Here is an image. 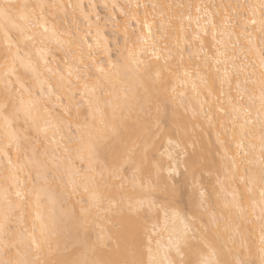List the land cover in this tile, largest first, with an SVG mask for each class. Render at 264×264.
Returning <instances> with one entry per match:
<instances>
[{"label":"snow or ice","instance_id":"obj_1","mask_svg":"<svg viewBox=\"0 0 264 264\" xmlns=\"http://www.w3.org/2000/svg\"><path fill=\"white\" fill-rule=\"evenodd\" d=\"M67 7L0 0V264H264V0L113 4L115 48Z\"/></svg>","mask_w":264,"mask_h":264},{"label":"bare ground","instance_id":"obj_2","mask_svg":"<svg viewBox=\"0 0 264 264\" xmlns=\"http://www.w3.org/2000/svg\"><path fill=\"white\" fill-rule=\"evenodd\" d=\"M17 2H24V0H17ZM28 2L34 3L35 0H28ZM48 2L49 3L62 4L65 6L66 12L65 11L57 12L56 10H52L54 12V14L59 16L63 29H67V28L71 27L72 30L75 31L74 21H77L80 24V29H81L82 33L88 31L87 24L83 21L80 10L78 9L74 13L72 8L67 7V5H69V4H72V5L82 4L84 12L91 14L94 11L95 13H98L99 14V20H97L96 15H94V14L90 15V20L93 24V27L91 30L92 34L96 35V30H97L96 26L98 24L100 31L102 33V36L104 39L107 40L109 47L115 48L116 41L118 39H119L120 44L123 45L122 32H123V20H124V18L120 15L119 7L117 8V10L115 12H113V10L111 8V6L113 4H116L117 6H125V10H127L126 6L129 3H131L133 6L136 5L137 3L151 4L153 2H172V3H185V4L186 3H201V4H205V5L219 6L220 4L235 5L238 3H245L246 0H48ZM250 2H256V0H250ZM106 3L109 5V8H107V9L104 8V4H106ZM90 4H95L96 8L94 10L90 9L89 8ZM99 7H101L103 9L102 13L98 10ZM139 11H140L141 18H143V11L144 10L141 8ZM193 15H195L194 12H193ZM111 16H114L115 19L121 21V31L119 33H117L113 28V22H112V19L110 18ZM149 20L150 21L152 20L151 16H149ZM158 25H159V21L157 20L154 23V26L152 29V31L154 33H157ZM136 27H137V25L135 24V21H133L132 22V28H136ZM185 27L188 28V32H189V36H190L191 33H193L196 29L195 21L193 20L191 22L190 27H189V22L185 21ZM256 27L258 28V25ZM132 28L129 29V33H131ZM251 30H252V28L250 27L249 31H251ZM236 31L237 32L240 31L239 26L237 27ZM205 39H206V45H205L206 51H208L209 54H211L212 51H214V49H212V47H211V38L207 37ZM196 47L198 48L199 45L197 44ZM189 51H194V49H189ZM184 55H185V63L187 64L189 62L188 61V53L185 52ZM196 62H197L196 58H195V56H193L192 63L195 64ZM60 66L62 67V65H60ZM53 67H56V65H53ZM174 83L176 84V86L178 87L179 90L186 91V96H185L186 105L190 104L192 107L198 108V105H197L196 99H195V94L192 92L191 83H188L187 85H183V86L180 85V83L177 81H174ZM197 83H198V81H197ZM120 87H121L120 85H117V89H119ZM199 99L202 101L205 99V97L201 96ZM205 111H207V106H205ZM180 113L183 114V109H180ZM186 119L191 121V112L188 113ZM198 122H200V121H193L192 123H190L189 124V131L192 130V124L198 123ZM201 128L203 130H201ZM201 128L195 129L196 138L198 140V144L196 146V151H197V153L203 152V154L207 156L208 162L214 163L215 167L218 168L220 166L221 161H220V157L216 155L217 151L219 150V146L216 143V129L213 127H210L206 123H202ZM188 151H189V153H191L192 149L189 148ZM181 171H183V169H181ZM2 173H3V169L0 168V174H2ZM197 175L199 176L200 174L198 173ZM203 180L205 183H207L209 180H211L212 183H215V176L208 177L207 175H204ZM56 183L59 184L60 181L57 180ZM187 184H188V190H189V192H191V189H192V178H191V176L188 177ZM55 187H56V185H53V188H55ZM72 199L74 202L75 200L79 199V197L74 196ZM60 207H61V203L57 202L55 204V210L57 211V213L59 212ZM26 226L28 228H31V221L30 220L28 221ZM242 227H243V225H242ZM258 235H259V233L257 231L255 233L256 239H258ZM251 238L252 237H250V239ZM53 258H55V253H53Z\"/></svg>","mask_w":264,"mask_h":264},{"label":"rangeland","instance_id":"obj_3","mask_svg":"<svg viewBox=\"0 0 264 264\" xmlns=\"http://www.w3.org/2000/svg\"><path fill=\"white\" fill-rule=\"evenodd\" d=\"M101 13L103 12V9L101 8V7H99V9H98Z\"/></svg>","mask_w":264,"mask_h":264}]
</instances>
